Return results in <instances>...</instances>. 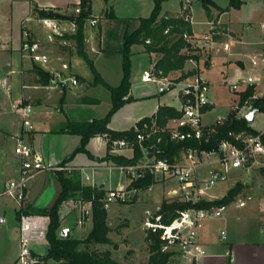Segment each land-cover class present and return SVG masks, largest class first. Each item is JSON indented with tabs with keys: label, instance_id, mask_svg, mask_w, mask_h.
<instances>
[{
	"label": "rangeland",
	"instance_id": "1",
	"mask_svg": "<svg viewBox=\"0 0 264 264\" xmlns=\"http://www.w3.org/2000/svg\"><path fill=\"white\" fill-rule=\"evenodd\" d=\"M6 1L7 0H0V19L8 10V5L5 4ZM180 1L181 0H165L162 3V7L165 9H176V7L179 6ZM220 2L221 5L216 3L215 0H212V4L209 5L211 17H208L209 20L207 21V24L205 23L206 13L203 8V1L196 0L190 3L198 33H204V28H207V26L209 27L201 38L211 33V20H217L215 23L216 33L212 35V41L209 44L211 57L212 47L214 44H217V46L214 47L215 50H213L212 61L210 63H204L202 59H200L197 64L187 62L185 66L187 67V70L197 71L196 74L191 75L192 79L199 74V76L206 78L211 83L209 96L211 100L216 102V104L207 113L205 117L206 120H212L217 115H226L229 112V104L237 98L236 95L228 89L227 84L225 83L226 80L231 82L248 75L259 76L261 78L264 77V69L259 66H252L250 63L251 57L254 55H259L264 58V0H244V3L238 8L229 7L223 20L230 22L232 26H230L229 23L221 22L219 19V16L225 12L224 10L229 4L228 0H220ZM92 3V17L100 19L102 17L105 1L92 0ZM190 6L188 5L187 7H184L182 13L186 17H189L192 22V11ZM72 10L73 9H70L66 12L69 13ZM33 16L32 12L30 17L32 18ZM106 24L107 23L101 19L98 21L97 25L92 28L97 30L99 26H108V24ZM41 28H44V31L40 36L41 38L44 37L45 40L39 38L40 41L46 43L52 52L56 51L58 49L57 46H55L57 43L56 36L51 35L48 30L46 31L45 26ZM44 32H46V34ZM32 34L34 36L33 31ZM196 36L200 37L198 35ZM227 43L230 45L229 49L225 48ZM137 47L136 44L132 46V70L130 76V79L133 81L132 88L136 92V89L139 88V86H142L143 89H146L147 87L150 91L152 90L154 94L150 97L141 98L138 101H136L137 99L131 94L133 97L132 100L136 102L131 101L133 103L120 108L111 118L110 123L112 127L118 129L134 125L135 122L143 116L152 115L160 102L164 101L166 104L172 105L176 108L182 106L179 95H181L180 89L182 88L181 82H183V80H175L177 76H167L169 79L177 81L178 84L176 83V85H174L175 88L171 90H164V93L158 92L159 84L156 82L151 81L145 84L144 81L151 71L154 62L151 61L149 55L137 52ZM108 56L109 57L100 58L97 64L103 74L110 79L109 81L115 82L117 72L119 71V73H121L122 71V59L116 54H110ZM12 58L17 61L21 60V67L26 66L25 69H23L24 76H26V80L32 84L33 75H28L27 70L29 71V69L33 67V61L31 62V59L24 54L21 48L16 51ZM0 60L2 63H6L7 60L12 59L10 56L3 55L0 57ZM79 66L81 67L78 69L79 71L94 77V73L85 61L80 60ZM210 67L211 69L207 74L208 77H206L205 70ZM260 84H258V88L264 90V85ZM20 91L21 85L17 82L12 88L13 97L15 98ZM88 94L100 99V103L92 108L91 113H94L97 116H105L111 107L110 93L108 89L104 85L98 84L91 87ZM138 95H140L139 92ZM28 103L32 104L33 102L22 101L18 103L17 101L18 106ZM67 104L71 111L78 112L74 97L71 95L67 98ZM12 105L13 102L10 97H8L6 85L1 81L0 107H2L4 111H7L8 114L13 115L14 109L12 108ZM16 112L19 114V111ZM62 116V113L54 107L37 105L33 106V112L30 119L37 129L38 125L41 127L43 124L46 126H55L61 121ZM19 118L22 122V116L20 114ZM251 126L258 130L264 128V112L260 111L257 113L256 119L251 123ZM80 141L81 139L78 135L41 133L36 137L34 147L43 160L49 163L51 160H58L60 157L69 156L76 147L79 146ZM7 148L9 151H14V146H11V144H9ZM86 148L93 156H90L87 152H79L74 156L77 163L85 165V167H83L84 171L82 168L70 166L69 162L71 160L62 164L61 162L64 160L62 159L57 164L67 168L64 170L50 168L40 172L36 176V180H41V183L43 184L40 194L37 198H35V196H29L22 204H19L11 197L2 194L4 190V186L2 188V183L7 179L8 175L6 173V157L3 152L5 148H0V217L4 218V222L0 223V264H21L22 232L16 221L18 210H21L23 213L29 211L28 215L24 213L22 217L24 216V221L29 223L31 229L30 235L32 241L29 242V247L38 257V260L42 262L41 264H61L60 262L46 258L49 244L44 235L49 223V217L39 213L40 210L52 206L58 195L57 189L59 184L56 181L57 172L62 171L67 175L77 176L76 178H80L85 185L90 184L87 182H92L91 184L93 187L103 189L105 194L108 188L100 187L101 181L97 179L99 175L104 174L106 177V186L110 188L123 186L125 178L128 180V176L122 169L123 165L112 164V161L110 160L106 161H108V165L111 164V166L114 167L113 169L105 167L100 170L93 169V167L90 166L92 160L95 159V155L101 156L99 157L100 162H102L101 158L106 155L107 144L104 138L92 137L88 141ZM120 152L121 151L119 150L113 151L111 154L116 157L123 156ZM125 153L130 155L132 154V150L129 148ZM181 157V152H179L178 156L175 157V160L180 161L182 159ZM99 166L100 165H98V167ZM237 182H242L243 187L234 199L225 205L223 217L206 220L203 223L204 226L202 230L206 231L209 229L211 233H219L222 227L225 225H231L230 222L238 217L239 221L241 220L247 224L248 222L245 220L248 218L246 217L248 213H245V210L251 208L255 204H261L264 206V198H262L264 196V175L261 171H255L250 177H243V175L236 173V176L215 185L212 188L211 193L216 198L222 196L225 197L230 190L237 185ZM176 187L177 185L174 180L157 183L151 192L142 193L134 202L111 203L109 208L111 213L110 218H108L107 215V224L110 227L109 238L111 242L93 245L92 249L97 251L110 250L113 258H115L120 264H146L150 256L148 244L146 242L147 223L150 221V217L157 213L164 200H167L168 202L177 200L175 195H171V192ZM248 195H252L253 199L248 201L244 208L239 205L240 198H246ZM81 197H83L81 192L72 191L71 194L61 203L59 211L60 214L66 213V215L74 219L75 223H73L72 228H74V237L76 239L86 238L93 227V222L84 227H79L76 224V217L79 214V209H71V206L73 207V202ZM250 218L255 224L258 222L262 224L264 222L258 212H255L254 216ZM228 219L229 222L227 221ZM69 223V218H64L62 220V227H67ZM232 227L233 230H237V226H234V224L231 228ZM249 237H251V235Z\"/></svg>",
	"mask_w": 264,
	"mask_h": 264
},
{
	"label": "built area",
	"instance_id": "2",
	"mask_svg": "<svg viewBox=\"0 0 264 264\" xmlns=\"http://www.w3.org/2000/svg\"><path fill=\"white\" fill-rule=\"evenodd\" d=\"M80 7L74 8L69 13L78 14ZM28 17L26 20H32ZM49 31L51 35L63 37L65 34H74L77 31V23L75 20H65L61 18L43 17L34 18ZM191 20V19H190ZM92 26L98 22L97 18L88 19ZM213 23L211 28H213ZM216 32L202 38V42L206 49L202 54V61L210 63L209 44L212 41V35ZM229 43L226 44L229 49ZM21 49L35 63L46 66L50 62V55L45 45L36 39L28 25L23 26ZM189 62L197 64V60L191 59ZM252 66H259L264 69V58L259 55L251 57ZM68 64H63V69H68ZM55 77L61 87L68 85L71 80L73 84H77L78 80L67 78L60 73H56ZM146 80H152L159 84L160 92L175 88L177 81L168 77L157 78L148 74ZM180 89V99L182 106L178 108L181 111L180 118L171 122L170 135L174 141L190 142L181 152L180 161H170L167 158L146 157L141 162L134 165L123 166L122 169L128 176V184L118 188H111L106 191L103 202L107 207L111 203H128L137 200L144 192H151L153 187L143 190L129 184L136 179L143 178L146 172L153 174L157 183L174 180L177 187L171 192L175 195L177 201L191 202L193 204L203 201H214L223 198H216L212 193V188L218 183L225 182L228 179L240 175L250 177L255 171L264 169V128L258 130L251 126L255 121L259 110L254 114L253 120L249 121L247 115L256 107L254 106V98H262L264 101V90L258 88L261 83L259 76L248 75L235 81L225 83L228 89L236 95L235 101L229 104V112L226 115H217L212 120H206L205 117L216 102L210 99L209 90L211 83L204 77L197 74L193 79L188 77L183 80ZM251 85H255L257 92L243 101L240 99V93H243ZM261 85V84H260ZM16 111L22 116L23 129L21 133L13 136L14 153L17 156L16 175L8 179L4 185L2 194L7 195L22 204L29 197V187L31 181L45 169L54 168L56 170H64L67 167L57 163H47L37 153L30 141L31 132L35 129L30 117L33 112V105L28 103L18 106L14 105ZM231 116L236 120H246L248 129L229 130L225 137L221 138L217 145L207 147L211 144L214 134ZM139 142L146 140L143 133L137 136ZM125 145V142H120ZM117 151V150H115ZM252 195L246 198H240L239 205L244 207L248 201L252 200ZM92 200L83 197L74 201L71 209L78 208L79 214L76 217L77 225L84 227L93 222V205ZM225 206L211 205L208 207L192 206L178 212L177 217L169 224L160 221V216L156 217L155 222L149 221L148 227L153 231L160 230V237L163 241V250L172 252L170 261L167 264H202L203 259L207 255L206 250L200 244L199 228L209 219L223 217ZM70 213V211H69ZM24 217V216H23ZM22 217V252L20 256L21 264H41L38 257L29 247L32 241L30 235V226ZM221 238L225 240L227 234L225 230L221 231ZM227 255L230 254L227 251Z\"/></svg>",
	"mask_w": 264,
	"mask_h": 264
},
{
	"label": "trees",
	"instance_id": "3",
	"mask_svg": "<svg viewBox=\"0 0 264 264\" xmlns=\"http://www.w3.org/2000/svg\"><path fill=\"white\" fill-rule=\"evenodd\" d=\"M107 1V0H106ZM165 0H154V7L151 14L147 17L119 19L114 14H110V18L119 20L124 24V28L120 30V46L118 49L110 48V52H117L122 57L123 78L119 85L112 86L108 84L97 70L94 60L86 51L85 44V25L88 19L91 18V0H80L77 7H80L78 14L68 13L66 11L57 10L54 8L34 7V15L38 18L53 17L65 20H75L77 23V31L74 34H65L61 38L72 39L75 41L76 53L83 57L94 73L92 85L102 84L111 92L112 106L108 113L101 118H94L91 121L80 122L70 121L67 124L65 131L78 134L81 136V141L78 147L66 158L62 164L72 160L79 152H88L86 145L92 137L105 136L107 139V153L101 158L102 161L110 160L117 165H134L141 162L146 157L167 158L174 161L179 152H182L188 147L190 142L174 141L170 135V125L173 120L180 118L181 111L168 104L159 105L155 113L151 116L142 117L131 128L125 130H114L109 127L112 116L125 104L133 101L131 95L132 81L130 79L132 63V46L141 44L146 52L151 54H159L160 57L156 60L153 66V74L157 78L167 76H177L175 80H184L197 71L185 70L186 63L194 59L199 61L202 57L204 46L202 38L197 37L193 30V25L189 17L183 13L161 14L162 3ZM203 7L206 10L208 17H211L209 5L212 0H202ZM244 0H229V4L224 11L229 7H240ZM217 20H213V28L211 32H216ZM35 73L39 76L37 80L42 85L49 84L54 77L42 67L34 64ZM255 85H251L243 93H240V99L253 96L257 92ZM254 106L259 109H264V101L262 98L252 99ZM248 129L246 120H236L231 116L214 134L212 142L207 147L217 145L218 141L225 137L229 130ZM143 133L146 135V140L139 142L137 136ZM125 142L121 145L120 142ZM154 145L159 148L155 154H148L146 148ZM122 148H131L133 156L127 158L125 156L116 157L111 154L115 150ZM264 175V169L261 170ZM77 176L67 175L65 172H57V179L61 189L52 204V206L39 211L40 214L49 217V223L45 232V238L49 244L46 258L52 259L61 264H120L113 258L110 250L97 251L92 249L93 245L110 243L109 238L110 227L107 224V208L103 202L105 191L98 189L92 185H85ZM157 184L153 174L146 172L143 178L133 180L130 186H134L143 190ZM242 182H237V185L223 198L214 201H203L193 204L183 201H167L164 200L156 214L150 217L151 222L156 221V217L160 216V221L164 224L171 223L178 215L180 210L187 209L192 206L208 207L211 205L225 206L228 202L241 191ZM72 191L81 192L83 197L93 202V227L90 233L84 239L62 238L60 230L62 227V217L60 214V205ZM27 215L29 211L24 212ZM21 210L17 211V220L21 225L22 215ZM161 231H153L151 227L146 231V242L148 244L150 256L146 264H167L172 256V252L164 251L163 241L160 237Z\"/></svg>",
	"mask_w": 264,
	"mask_h": 264
},
{
	"label": "crops",
	"instance_id": "4",
	"mask_svg": "<svg viewBox=\"0 0 264 264\" xmlns=\"http://www.w3.org/2000/svg\"><path fill=\"white\" fill-rule=\"evenodd\" d=\"M104 1H105V6L103 8L102 17L100 19L98 18L97 19L98 21L101 19L104 20V22L107 23L108 26L106 27L99 26V28H97L96 30L92 27H95L97 24L92 26L87 21L88 23H86L85 25L86 51L89 54V56L94 60L95 66L99 71V73L101 74V76L104 78V80L112 86H117L121 83L123 78L122 63H121L122 71L121 73H119L118 71L115 78L116 83L109 81L110 79H108V77L103 74V72L101 71V69L98 67L97 64L100 58L109 57L108 55L110 54H116L119 57H121L119 53L110 52L109 49L119 48L121 43L119 37L120 30L123 29L125 25L122 24L119 20L112 19L109 16L112 13L114 14V16H116L119 19L147 17L151 14L153 10L154 0H107V1L104 0ZM215 1L218 4L221 3L220 0H215ZM79 3L80 0H7L5 3L6 5H8V10L1 16L0 19V57L3 55L10 56L12 60H7L6 63H2V61L0 60V69L1 71L3 70L2 72L0 71V82L2 81L6 85L8 97H10L11 101L13 102L12 108L15 110L14 105L17 104V101L18 103L22 101H29V102H33L32 103L33 106L39 105L44 107H54L63 115L61 121H59V123L56 124L55 126H51V125L46 126L45 124H43L41 125V127H39L40 125H38L37 129L35 128L33 130V133L31 132L30 141L33 146L36 137L41 133L78 135L65 131L67 124L70 121L87 122L93 120L94 118L104 117V116H97L94 113H91L92 108L96 104L100 103V99L88 94L90 88L95 86L91 84V82L94 80V77H92L91 75H87L78 70L79 68H81L79 66V61L80 60L85 61V59L76 53L75 41H73L72 39H68V38L65 39V38H61L60 36H56L57 43L55 44V46H57L58 49L54 52H52L48 48V45H46V43H43L41 41L45 45L46 50L50 55V62L46 66H42L41 64L35 63L33 61V67L34 64H37L54 77V79L47 85H42L37 81L39 79V76L35 73L33 67L29 69V71L27 70L28 75L31 74L33 75V83L32 84L29 83V81H27L25 78L26 76H24L23 69H25L26 66L21 67L22 65L21 60L17 61L12 58V56H14L16 51L21 48L22 30L24 25H28L31 28V31H33L34 33V37L35 38L37 37L36 39L45 40L44 37L41 38L40 36V34H43L42 32L44 31V28H41L43 27V25L40 24L36 19H34L37 18L34 15V10H33L35 6H38L40 8H54L57 10L68 11L70 9L76 8L79 5ZM190 3L191 2L187 0L185 1L181 0L179 6L176 7V9H165L162 7L161 14H166V13L174 14V15L181 14L183 8L187 7L188 5L190 6ZM190 9L192 11V25H193L194 33L195 35H198L201 38V36L205 34V32L208 30L209 27L207 26V28L206 27L204 28V33L202 34L198 33L191 6ZM91 10H93L92 0H91ZM32 12L34 15L32 17L33 19L29 21L26 20L28 17H30V14H32ZM227 12L228 10L222 13L219 16V19L221 22L229 23L230 26H232L230 22L223 20V17ZM91 18L93 17L91 16ZM208 20H209L208 15L206 13V22H205L206 24L208 23L207 22ZM44 33L46 34V32ZM136 45L138 46L136 51L149 55L152 62L155 63L156 60L160 57L159 54H151L146 52L143 45L141 44H136ZM215 46H217V44H214L212 47L211 58H213V50H215L214 48ZM63 64H68L69 68L64 70ZM153 66L149 74L154 76ZM210 69L211 67L205 70L206 77H208L207 74L209 73ZM185 70H187V67H185ZM56 73H60L62 76L67 78L75 77L78 80V83L73 84L71 80H69L67 86L61 87L58 83L57 77H55ZM178 75L179 74H177V76ZM151 81L152 80L148 81L145 79L144 83L146 84L147 82H151ZM17 82H19L21 85V91L14 98L12 95V88L13 85ZM261 84L264 85V77L261 78ZM132 86H133V81H132ZM138 92L140 95H138ZM158 92H160L159 88H158ZM109 93L111 100V92L109 91ZM69 94L72 97H74V101L76 104V108L78 109V112H73L68 108L67 98L70 97ZM131 94L137 99L136 101H138L141 98L150 97L154 93L152 92V90L150 91V89H148L147 87L146 89H143L142 86H139V88L136 89V92L131 87ZM133 102L127 103L124 106H127ZM162 104H166V102L164 101L160 102L158 106ZM111 106H112V100H111ZM14 110H13L14 114L10 115L7 113V111H4L2 107H0V148L2 149L5 148L3 152H4V156L6 157L5 164H6V173L8 175L7 179L4 180L2 183V188L8 179L16 175L15 169L17 164V156L15 155L13 150L9 151L7 147L9 146V144H11V146L12 145L14 146L13 136L21 133L23 126L19 118V114L16 112V110L14 112ZM141 118H139L138 120H140ZM138 120L135 122V124L138 122ZM134 125L118 129L112 127L111 123H109V127L114 130L129 129ZM78 136L81 139V136L80 135ZM96 137L104 138L107 144V139L105 136L100 135ZM128 149L122 148L119 149V151H121L120 153L123 156L130 158L133 156V150L130 148L132 150V154L129 155L125 153L127 152ZM66 157L67 156L60 157L58 160H51L50 163H58ZM99 157L101 156L95 155V159L92 160V162L90 163V166L93 167V169L101 170L104 169L105 167L109 169L114 168L113 166H111V164L108 165L107 163L108 161L106 160L100 162ZM113 163L114 162H112V164ZM69 165L82 168V170L84 171L83 167H85V165L77 163L76 158L72 159L69 162ZM98 165L100 166L98 167ZM102 165H108V166H102ZM97 179L101 181L100 187L111 189L110 187L106 186L105 183L106 177L104 176V174L99 175ZM56 181L59 184L57 189V194H58V192L60 191V183L58 179ZM87 183L91 184L92 182H87ZM127 184H128V180H126L125 178V183L123 186ZM42 188H43V184L41 183V180L37 181L35 177L30 183L29 196L32 197L35 196V198H37ZM262 198H264V196ZM246 205L244 206V208L246 207ZM109 208H110V204L107 206L108 218H110L111 216ZM255 212L256 213L258 212L259 216H261V219L264 220V206L261 204H255L251 208L245 210V213H248L246 215V217L248 218L245 220L248 222L247 224L241 220L239 221L238 219L239 217H238L230 222L231 225L229 226L225 225L220 229V232L216 234L211 233L209 229L206 231L202 230L204 226V224H202V226L199 228L198 239L200 244L204 247V249L207 252V255L203 259L202 264H264V222L262 224L259 222L255 224L253 221H251L250 217H253ZM61 217L63 219L68 217L70 220L68 226L61 227V230L64 228H70L71 237L75 238L74 228H72L73 223H75L74 219L70 218L68 215H66V213H62ZM16 221H17V225L21 229V225L17 220V216H16ZM227 221L229 222V219ZM233 224L234 226H237V230H233V227L231 228ZM222 230H225L227 234V238L225 240H222L221 238ZM247 235L249 236L251 235V237ZM227 251H229L230 254L232 255H227Z\"/></svg>",
	"mask_w": 264,
	"mask_h": 264
},
{
	"label": "water",
	"instance_id": "5",
	"mask_svg": "<svg viewBox=\"0 0 264 264\" xmlns=\"http://www.w3.org/2000/svg\"><path fill=\"white\" fill-rule=\"evenodd\" d=\"M189 2H193V1H196V0H188ZM258 111L257 108L253 109L248 115H247V118L249 121H252L253 120V117H254V114ZM146 151L148 154H155L159 151V148L157 146H154V145H151L149 147L146 148ZM4 221V218L0 217V222H3ZM60 236L62 238H70L71 237V234H70V228H64L60 231Z\"/></svg>",
	"mask_w": 264,
	"mask_h": 264
}]
</instances>
